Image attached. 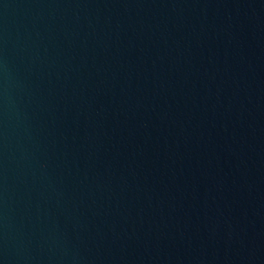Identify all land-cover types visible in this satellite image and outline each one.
Returning <instances> with one entry per match:
<instances>
[{
    "label": "water",
    "instance_id": "95a60500",
    "mask_svg": "<svg viewBox=\"0 0 264 264\" xmlns=\"http://www.w3.org/2000/svg\"><path fill=\"white\" fill-rule=\"evenodd\" d=\"M0 264H264V0H0Z\"/></svg>",
    "mask_w": 264,
    "mask_h": 264
}]
</instances>
